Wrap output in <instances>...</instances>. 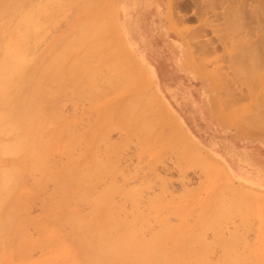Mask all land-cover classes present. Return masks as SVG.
<instances>
[{"label":"rangeland","instance_id":"rangeland-1","mask_svg":"<svg viewBox=\"0 0 264 264\" xmlns=\"http://www.w3.org/2000/svg\"><path fill=\"white\" fill-rule=\"evenodd\" d=\"M39 1L41 0H31V1L0 0V5L3 4L1 5V7L7 6L8 9L10 8L9 11L6 10L7 7L6 9L3 8L4 10L0 7L1 8L0 14L1 15L3 14L5 18L3 20V18H1L3 17V15L2 16L0 15L1 16L0 20H2V22L0 21V25H2V23L5 24L6 22H10L5 25L3 24V26L8 25L6 28L0 27V29H3L0 31L1 32L0 44L2 48V50L0 48V51L2 52L5 51L4 54L2 53L3 57L7 56V58L4 57L2 59L5 61H0V62L4 63L7 61L8 63V61H11V58L13 56L10 57V55L8 56L5 54L7 53L10 54V52H12V51L9 52V50H7L6 48L8 45H13L15 48L14 50H16L17 47H21V48L24 47L22 49H24L26 52L21 48L19 49H21L22 51L18 49L19 52L20 51L25 52L24 55L26 57H24V55L20 53L22 55L21 57L25 58L22 61L25 60L28 61V59L33 60L36 58L35 60H33V62L31 60L28 63H26V61L24 63L22 62V65H25L26 63L27 65L25 66L28 67H25L24 69L22 68L21 70L20 69L21 65L20 67L18 66L21 63L20 60L21 58H19L20 57L19 55L15 54L18 52L17 51L15 52L13 50L15 53L12 54H15V56L16 57L18 56L19 58L18 62L19 61L20 62L17 63L18 64L17 66L20 69V71H25L26 69H28V71H32L34 68L36 69L38 67L37 61H38V65L41 64L40 65L41 68H38L36 70L34 69L35 72L33 70L34 72V73L32 72L33 75H31V72H29L31 77L28 76L29 77L28 78L27 75L29 73L27 72V70L26 72L23 73L21 72L22 74L19 75L22 77H19L18 75L19 70L17 66L15 67L16 68L15 71L14 70L8 71L10 67L15 66V64H12L13 61H11L10 62L11 65L9 64L10 67L5 65L4 66L5 68H7L8 74L9 73L15 74L14 72L17 71L16 72L17 76L16 75L15 76L17 78L19 77V79L16 80L17 78L16 77L14 78L13 75L10 74L14 78L11 80L12 83L9 82V79L7 80V83H5L6 80L5 82L3 80L6 78V76L2 74L6 73L7 75V71L6 69L4 70V66H3L2 68L4 72H1L3 71L2 69L0 70V72L3 78L4 77L5 78L0 81L7 84L6 85L7 87H10V89L7 88L8 89L7 92L9 91L11 95L7 93L9 95L6 96L7 98L10 97V99H12V96H15V99L20 100L21 95H23L25 91H27L25 92V94L27 95L29 91L31 92L33 90L32 86L38 89L40 83H43L41 81V77H43L42 75L44 74L43 72L49 69V67L47 68V66L44 65H47L48 63L49 64L53 63L52 67L48 64V66H50L52 69L55 68L57 65L59 67L61 65L65 66V67L63 66L65 69L60 68L59 70L61 71L62 69V72H65L62 75V77L60 76L62 72L58 71L59 68L57 70L55 68V70L58 72H56L55 70H51V68L50 71L47 70V72L49 71L54 73L53 75L52 73L49 74L45 72L44 75L45 76L46 74L48 75L46 77H43L48 81H53V86L52 84H50V87L49 84H46V86L42 85V87L44 86L43 87L44 90L45 87L46 88L48 87V89H46L47 92L49 91V94L46 93L48 97L46 94L43 95V89H41L42 90L40 92L41 98L39 97L40 94H38L36 101L31 100L32 103L33 101L34 103H37L36 106L39 103L38 109L39 107L44 108L42 110L43 111L48 110L49 115H51V116L48 115L49 122H47L48 120L47 115H45L44 113L41 114V119H38V122H40L41 125L43 124L42 126L44 129L42 128V126H40V128L43 130H40V132L38 133H41V131L42 133L45 132L47 135H48L47 132L52 133V135L51 133H49L50 136L48 135V138L50 137V139L53 137L51 140H49L47 136L45 137L46 135L45 133L44 135L41 133V135L45 138V140L48 139L49 142L56 140L55 142H53V146H52V142H50V144L49 142L47 143L50 148L52 146L51 149L52 152L51 150H48L47 153L50 154L51 152L53 157L56 156L57 158L56 157L53 158L52 155H49L47 161H49V159L51 158L53 160L50 159L48 163L52 164L53 167L55 166L54 164L56 163L58 165L56 164L57 169L56 166L54 168L55 170L54 174L55 173L56 174H55V178L53 179L55 181L53 179H49V181L48 179L47 180L45 179L46 180L45 182L44 178L43 177L41 178L42 175L40 174L39 170L37 172L36 170H33L32 173L29 170L30 171L29 172L27 169L30 167H28L29 165L26 164H30V163L26 162V160H24L25 161L24 163L22 162V160L21 161L19 160L18 162L19 165L21 167L25 166L24 167L25 172H23L20 175L21 182L16 187L17 188L16 192H18L17 197L19 196L18 197L19 200L15 199V201L16 202L20 201L18 202L20 204L18 205L17 203L15 205L17 207V210H19L18 214H20V212L22 211L21 214L23 215L21 216L20 214L21 217L19 216V218H21L22 220L19 219L18 221L20 223L22 221L23 224L21 223L22 224L21 226L22 228L24 227L23 230H21L22 229L21 226L20 225H19L20 227L18 226L21 232L24 233V234L19 233V235H21V238L20 237L18 238L20 239L19 242H21L22 239L21 245L22 247L24 246L23 247L24 252L26 250L27 254L29 253L31 255L28 254V256H25L26 255L25 252L24 253L25 255L21 256L19 259L18 257L20 254L16 252L17 250V246H15L16 241L14 240L15 241L14 242L11 239V242H9L10 240H8L6 234L1 238L3 239L1 241L5 242L6 239L7 241L5 243L1 242L0 255H2V253L5 252L6 249H8L9 252L7 250V253L9 254V256L7 261H5L3 264H17L18 262H19L18 264H41V263L67 264L68 262H69L68 264H74L75 263L74 261L80 262L79 259L81 258V253L78 248L71 246H69L70 247L69 249L66 246L64 248H58V246L52 247V245H59V243H61L60 240L58 242L53 241V238L49 240L52 243H50L48 240L46 242L44 241V243H47L46 244L47 246H44V244L42 245L40 244L43 243L42 239L45 238L46 234L48 235L47 233L48 231H51V229L58 227V223H56L57 221L55 222V220L62 212L60 211L62 206L60 205L61 208L59 207L58 202L60 200L58 199L59 201L56 202L57 200L56 198L61 199L63 195H65V192L67 193L68 191L72 190L71 188L69 190L68 189L69 187L67 186L69 182L72 183L74 181V178H79L78 176H81L80 174H82V170L83 171L85 170L83 168H86V170L89 171L87 172L88 175L87 173L86 175L83 173L86 179L91 177L90 179H88V181L85 179L86 187H88V185H91V188L92 187L93 188L92 190H88L90 192L88 191L86 192L87 188H81L82 190L76 188L77 190L76 189L74 191L72 190L73 193L74 192L76 193L79 190L76 193V194L79 193L78 195L72 194V191L68 192V194L71 193V197L73 198V199L71 198L72 200L70 201L71 203L70 206L71 208H74V210L78 209L82 213L90 212V209L93 207V205L92 203H90L91 201L89 202V200L86 201L85 199H87V196H89L91 193L93 195L94 191L96 194L97 190L100 191L102 189L100 191L101 193L98 192L97 194L100 197H104L105 195L107 196V199L105 200L106 202L101 201L102 204L105 203L104 205H108V208L110 207L109 210L113 209L112 213L114 211V215L118 219L122 220L123 217L120 216L123 215L124 220H126L128 218L126 217L125 219V216H128L130 221L126 220L127 223H129L130 226L132 224V228L136 224L135 227L133 228V231L134 229L137 230L138 227L137 224L138 221H140L141 223H139V226L145 223L142 229L146 227L142 230L143 233L141 234L145 233V235H147V233H149L148 230L150 229H152L151 230L152 232L150 233L151 234L153 233L152 235L154 237L159 236L161 234L164 235V233L166 235L169 232V234H167L166 237L165 235L163 236L166 238L165 241H163L165 238H163L162 235L160 237H157L156 238L157 240L155 239L153 240L155 242V241H159L160 239V241L156 243V244L160 243V245H162V243H167L164 244L163 246L169 244L172 245L173 242L175 246L177 242L176 247H172L173 245L171 246V248L169 246H166L167 251L169 252L172 251L171 254L179 250L182 255L184 252L189 250L188 251L189 253L186 252L182 255L184 258L180 255L181 258H183L182 260L189 258V256L192 253L191 251L194 250L192 248V246L194 245V247L196 248L198 246L197 249H199V247L201 249L202 247L208 246L202 248L201 250L200 249L196 250L194 252L196 254V257L198 258V259L196 258L197 264L200 262L204 263L203 261L205 260L207 262L208 259L212 260V262L215 259L213 262L215 264L218 259L221 263V261H223L222 259H225L226 256L227 258L236 256L237 259L238 258L241 259L240 261H242V263L244 261L248 262V260H246L245 257H247V259L251 258V261L254 262V264L257 263L260 264L262 260L264 261L263 258L264 243L261 244L262 242H264L262 241L264 240L263 239L264 238L263 236L264 235V230H263L264 229V193L256 189V188L264 189V173L262 172L263 170L261 168L256 169L254 173L249 170L248 171L243 170L244 166L247 163L246 160H243L244 159L243 154L245 153L256 154L261 156L264 163V113H263L264 107L262 105L264 103L263 102L262 104L261 102L259 103V98H258L260 93L264 94L263 91L264 85L262 86V84H264V77L263 79L260 77L258 84L256 83V81L254 83L253 82L251 83V81L250 82L247 81L248 82L247 84V82L243 80L242 78L243 76L242 77L240 76L241 74L239 75V73H235L236 67H234L235 65H237L235 64L236 63L235 55L238 52L237 50H239L240 52L243 51L242 53L252 52L250 51L251 49L248 48L250 45L247 47L249 43H247L246 41L253 40L252 42L255 43L253 45L254 47L251 45L253 48L252 55L254 56L255 61H257L256 56H258V54L260 53L259 57H261L260 56L262 55L261 51H264L262 50L264 49V45H263L264 41H262L261 43L258 41L260 40V38L258 37L262 35L261 33H264L261 32L264 30V23H263L264 14H262L264 13V3H263L264 1L261 2L263 3L262 5L261 3H257V1L246 0L244 4L245 7L243 6V8H245L244 10H246L244 11L245 18L243 19L245 20L243 21L244 22L248 21L250 25L244 24L245 25L244 26L245 28L243 30L244 32L241 33H240L241 31L240 29L238 31L239 33L236 32L238 28H236L237 30H235V27H232L231 29H228L229 26L225 27L226 19H224L222 15V12L225 10L222 9V7L224 8V2L223 4L214 3L213 5L212 4L207 5V2L208 4H210L211 0L210 1L208 0H53V1L43 0L44 4L42 3V1L41 2ZM48 1L50 3L49 6H51L50 8L52 9L50 12H52L53 15V18H51L53 22H50L51 20H49L48 22L47 20V18L50 19V17L52 16L51 14H49L50 12L47 15L49 9L46 8L48 6V4L46 3ZM29 2H31L32 4L28 5ZM253 2L256 4L254 5ZM211 3L213 2L211 1ZM232 3L236 5L235 3L237 2L235 3L231 2V4L229 3V5H232ZM226 4L228 3L225 2V8H226ZM16 6L18 7L20 6V8ZM209 6H212L214 9ZM36 7L37 9H35ZM11 8L14 10L13 11L14 14L11 13ZM21 8H23L22 11ZM259 8H261L260 10L262 12L259 10ZM15 9L20 10L23 13L22 15L23 17L25 16L24 14H27V12H30L31 14L34 13L35 16H33V19L31 18L29 20L34 23V25L33 23L31 24L35 27L31 26L29 20H26L28 16H26V19L20 17L21 20L24 21V23H26V21L29 22L27 27L26 24H24L21 21H20L21 23L17 24L19 26L17 27L16 25L17 20L13 18L17 17V19H19V16L22 13L20 14L19 11L18 14V11H15ZM251 9L252 10L257 9V11L256 10L255 11L256 14L258 15H256L254 11H252ZM249 11L250 12L252 11L251 13H254L252 14L253 17L254 15H256L254 19L257 16L259 18L257 17L255 20H253L252 16L250 18L251 13ZM258 11L259 13H257ZM247 13H249L250 15ZM9 14L11 15L10 17ZM31 14H27V15H29L30 17L32 16ZM36 15H38L37 22H35L34 20ZM42 15L45 18V19L43 18L44 21L42 20L41 17ZM46 15L47 16L51 15V16L46 18ZM9 18L11 20H8ZM206 19L209 22H207ZM221 19L222 20L224 19V21H222ZM257 19H259L258 21L259 23L257 22ZM256 22L258 25L256 24ZM12 23L16 25L18 31L15 30L16 28ZM36 23H38L40 26H38ZM29 26L30 28H28ZM216 26L221 31L217 30ZM32 28L33 29L36 28L34 29L35 32L34 30H31ZM262 28L263 30H261ZM5 29L6 32L4 31ZM8 29L10 30L9 32L7 31ZM26 29L27 31H29L30 34L27 33V31H25ZM11 30L15 34L14 33L12 34ZM228 30H231L230 32H232L229 33L230 37L227 34H226L227 37L225 35V33H228ZM250 30L254 32V35H251L249 33L251 32ZM257 30L259 33L256 32ZM23 31L26 32V34L28 35L27 37V35L24 34V36H26L25 40H23L24 39ZM219 32H222L223 35ZM16 33L20 35H17ZM233 33L235 34L234 36H232ZM245 33H248L249 36H247V34ZM6 34L7 36H11V37L13 35V37L7 38ZM35 34H36V38H35ZM255 34L257 35V38L255 37L256 36ZM3 35H5V37ZM18 36L23 37V38L21 37L22 41H18L21 40L20 37ZM243 36L244 38L249 37V39L248 38L244 39L242 38ZM10 38H11V42L10 40H8ZM34 38L37 40H35ZM233 39L235 42L243 41V40L246 41H243L244 43L236 42L237 45L240 43L237 46L236 43H232L231 40ZM30 40L32 43L30 42ZM7 41H9L11 44ZM193 42H196L197 46L199 47L204 46V49L201 51H196L197 48L195 49L193 47ZM49 43H52L53 45ZM68 45L70 46V48L68 47ZM257 45L258 48L261 47V46L259 47V45H263V48L261 47L262 49L260 48L259 50L257 48ZM246 47L248 50L245 49ZM36 48L37 50H35ZM255 48L259 50L256 51V53L258 52V54L254 53ZM48 50L50 51L51 55L49 54ZM46 51H48V53ZM232 51L235 52V55L231 54L233 53ZM43 53L45 54L43 55ZM26 54L28 55V57ZM30 54L32 55L29 56ZM41 54L43 58L41 57ZM52 55H53V59H52ZM45 56H49V57L45 58ZM238 57L241 58L242 56H238ZM244 58L246 57L244 56ZM44 59L45 60L48 59L46 60L47 63L45 61L43 62ZM49 59L52 60V63H50L51 60L49 61ZM241 60L243 59L241 58ZM244 61L246 60L244 59ZM262 61H264V59L263 60L261 59L262 65L259 62L260 63L259 68L260 66L261 67L263 66L262 68L258 69V65H256L257 69L255 67L256 76H258L257 75L258 70H259L258 73L259 76L261 74H264L263 72L264 62ZM14 62L16 63L17 61L14 60ZM78 66L79 68L77 69L76 67ZM15 68L12 67V69ZM42 68L43 70L41 73V70L39 69ZM73 68H75V70ZM24 73L26 74L28 73L26 75V78L24 76ZM38 74L41 75V77L37 76ZM10 75H8V77L12 78ZM22 78L24 84L20 82ZM14 80H16L15 81L16 83L14 82ZM260 81H262V83ZM20 83L22 86L19 85ZM10 84H13L14 87L13 89L15 90L12 89ZM249 84L251 85V87ZM253 85L255 86V88L259 89V91L257 89H256L257 91L255 90L256 93L255 91H253L254 88ZM21 88L23 90L25 89L27 90H25L22 94L23 90ZM11 89L14 91L13 95ZM51 89L53 92L51 91ZM30 92L29 95L32 96ZM257 93H258V97L256 96ZM51 95L53 97H51ZM49 97H51V99ZM256 98L258 99V103L261 104V106H259V104L257 103ZM41 99L44 101H42ZM37 100H39V102ZM254 101L256 102V105L254 104ZM51 102L53 106L50 104ZM3 103L4 102L0 103V109L1 107L4 106V105L1 106V104ZM48 105L50 106V108L52 107V109H50ZM236 106L237 109L232 110L236 108ZM41 108L39 110H41ZM229 108L231 110H229ZM140 114L142 115L141 117H143L144 115L145 119L144 117L141 118ZM43 115H45L47 118H45ZM54 115L55 116L57 115L56 119H58V121L54 118ZM58 116H61L60 119ZM133 117L135 118V120H133L134 119ZM102 118L104 120H102ZM136 120L139 122V124ZM51 121L54 122V124L52 123L50 125L49 123ZM147 121L150 123V125ZM142 123L143 125H145L144 127ZM140 125L143 127V129ZM131 127L132 128L134 127L133 129L134 131L136 130V127H138L136 130V134H137L136 137L138 135L139 136L137 138H135V133ZM66 129H68V131H66ZM145 131H147L146 133L148 134H146ZM3 132L5 131L3 130ZM3 132L0 131V133H2L0 134V140H4L5 138L7 139L8 135L9 136L12 135L11 139L13 138V134H12L14 133L13 131H11L8 134L5 133L6 135H3L4 134ZM71 132L73 134L70 135ZM94 132H96L95 134L97 135L95 134L91 135ZM138 132H140V134ZM129 133L130 134L132 133L133 135L132 134L130 135ZM68 135L70 137H68ZM42 136H40V138ZM66 136L69 138L66 139L68 140L67 141L68 143L70 142L69 144L67 142L64 143V141H66L65 140ZM91 136L93 137V139ZM11 139H9V141H11ZM42 139L43 138H41V140ZM2 142L3 141H1V143ZM1 143H0V147L4 148L3 145H1ZM27 145L25 144L26 148L23 147L24 145L22 146L23 148L26 149V151H27ZM48 146L46 145L47 147L46 149H48ZM57 146L62 147L60 152L56 151ZM4 151L3 153H5ZM21 152L23 153L24 151L20 150L15 154L10 152L8 153L9 156L6 155L7 152L5 154L0 153L1 154L0 166L2 165L6 166V164L7 165L9 164L8 167H11L10 163L12 165L13 162H9V160L13 161L14 158L19 159L22 156L20 154ZM13 154L14 157L12 158ZM18 155L20 157H18ZM247 157L245 156V158L248 160ZM81 158L82 160H80ZM54 159L56 160V162ZM84 160L85 161L87 160L86 163ZM67 161L68 163H70L69 161L72 162L70 164L68 163L65 164V162ZM73 161H75V163H73ZM80 166H82L81 171L79 170ZM2 167L5 168L4 166ZM112 167H114L113 170ZM92 168L94 170H92ZM26 171L28 172L26 173ZM111 172L112 174H110ZM30 173L31 175L28 176L26 175ZM23 174L25 176H23ZM32 174L33 175L36 174L40 176H36V175L33 176ZM26 176L30 180H28ZM24 180L26 181V183ZM39 180L41 181L44 180L43 184L45 185L42 186L41 185L42 183H40L41 181L39 182ZM90 181L93 185L90 183ZM54 182L56 185L54 184ZM105 182H107L106 185ZM33 183L34 184L39 183L40 186L38 184L35 186L33 185ZM60 184L65 185V187L67 188L63 189V187ZM58 185L59 187H57ZM19 187L20 189H18ZM51 187L55 190V194L54 192H52L54 190L51 189ZM57 189L58 190L60 189L61 191L60 190L58 191ZM103 190L106 193L102 192ZM45 191L47 194L45 193ZM24 192L26 195L25 194L23 195ZM51 192L56 196V198H54L55 203H57L56 207H54L55 209H52L53 208L52 206L55 204L52 203L54 200L52 197H51L52 205L48 203L49 202L48 199L49 200L51 199L48 197V195L53 196ZM61 192L64 193L62 195H59L61 194ZM83 192L85 196L87 194L88 195L86 196L84 201L81 202L84 196H80V198L82 197L81 200L78 197L79 195H84V194H80ZM75 196L79 200L76 198L75 200L74 199ZM41 197H43L44 200L41 201V199H43ZM92 197H96V196H92ZM148 198L150 200L152 199L151 201H149L150 204L147 203ZM88 199H90V197ZM96 199H100V198H96ZM73 200L74 202H72ZM39 201L42 203H40ZM132 201H135L134 205L135 204L136 205L134 207H130V205H133ZM83 202L84 204L86 203V205L88 204L90 205L84 206ZM44 203L46 206L48 203L49 208L48 207L46 208V206L43 205ZM79 203L81 204V207L78 206L80 205ZM24 205H26L28 209ZM111 205H112V209H111ZM19 206L21 208L24 207L25 210L18 208ZM147 206L149 207V209L147 208L148 210L145 208ZM57 207L60 209H57ZM85 208L88 209L90 208V209L89 211H87V209ZM118 208H122V210L120 209L119 211ZM139 208L141 210L137 211ZM46 209L47 211H49L50 209L51 211L54 210L55 212H53L52 214L51 211L46 213L47 212ZM129 209L132 213H135L134 210L137 209L136 214H131L130 212L127 215H125ZM218 209L220 211L222 210L224 214L222 213V211L221 213L223 215L221 213L218 214L216 212V211L220 212ZM137 212H140V214H138ZM147 212L149 213L148 216L150 220V221L148 220V222H150L151 225L147 224L148 222L146 221V218L148 219V217L145 216L147 215ZM23 213H28V214L25 215ZM216 213L218 215H216ZM137 214L139 216H137ZM141 214H143V217H141L142 216ZM133 215H135V217ZM47 216L48 218H46ZM50 216L52 219L54 216L55 220H51V218H49ZM132 216L134 217L133 220L132 218H130ZM140 217L143 220H140ZM136 218H138L139 220L137 221ZM213 218L215 224L217 225L213 223ZM160 220H162V222ZM200 220L203 221L201 222ZM209 220L211 222H208ZM216 220L218 221L216 222ZM163 221H164V226H163ZM199 221L201 222V225H198ZM207 222L209 223V225L207 224ZM167 224L169 225L170 228L172 227L173 231L169 229V227H166L168 229V231H166L165 226H168ZM170 224H173L175 228L173 227V225ZM35 226L36 228H34ZM38 226H40V228H38ZM196 226L197 228L202 226L203 230L202 228H200V230L197 229L199 232L195 233ZM158 227L165 229L162 230L163 233L161 232L160 234V232H158L161 231V229L159 230ZM177 227L181 229L180 231L183 232L185 231V233H181L179 229L177 230ZM154 228L158 229V231L157 230L154 231L155 230ZM191 228L194 230H192ZM217 228L220 231V233L217 230ZM61 229L63 228L62 227L59 228L60 232L62 231ZM261 229L263 230V232ZM214 230H215V235L218 234V237L217 236L213 237L215 236L213 235ZM64 231L67 234V231L66 230ZM190 231H194L196 237L197 235H200V232L202 231L201 234L203 233V235H200L198 237L202 238V236H204L205 240H203L204 238L202 239L200 238L202 241L201 242L198 237L195 238V234L191 235L192 232ZM136 232L138 235L140 233V230L139 232L138 231ZM237 232L241 234L244 233L243 235L246 238H243V235H239V233L237 235ZM56 233H58V231ZM232 233L233 235H235L236 238L242 236V238L246 239L247 241L244 242L242 238H241L242 240L241 239L239 240L238 238L236 239L232 235ZM182 234L186 235V236L183 235V237L185 236L184 238L186 239L189 235L192 236L191 238H193L192 239L193 242L189 241V239H191L190 237H188V240L181 239L182 240L181 241L180 238L182 236L180 235ZM17 235L18 232L15 236ZM24 235L28 237H24ZM145 235L141 236L139 234L138 236L146 237L144 240L146 239L149 240L148 239L149 236L147 237ZM152 235H150V237ZM220 235L222 236L223 239H221ZM169 236L170 239L168 238ZM223 236H225L226 240L224 239ZM230 236L231 239H234L232 240L233 242L229 241L231 239L229 240L227 239L230 238ZM173 237L177 238L178 241L173 240L175 239ZM161 238H163V240H161ZM23 239H25V241ZM61 239L64 238L61 236ZM168 239L169 241H167ZM197 239L200 242H198ZM216 240L218 241V243H216L217 242ZM223 240H225L226 243L225 241L223 242ZM64 241L65 242L68 241L67 243H71L68 239L67 240L65 239ZM183 241L185 244H187V242L189 241L191 243L188 242L189 243L188 245L189 246L191 244L192 245L188 247L187 245L185 244L182 245L181 243L180 246L183 247H180L178 242H183ZM210 241H212L214 244ZM221 241L224 244H222ZM237 241L238 244L239 242L242 241L241 245L237 246L236 244ZM7 242L8 245L6 244ZM13 242L15 245L13 244ZM19 242L17 244L19 245L20 248ZM34 242L35 243L39 242V243L35 244ZM48 242L52 245L50 246L49 244L48 246ZM203 242L204 244L207 242L205 246H203L204 245ZM208 242L210 244H208ZM196 243L198 244L197 246ZM200 243H202L203 245ZM219 243L221 244V246ZM233 243L235 244V246H237L236 250L234 248L235 246ZM9 244L10 245L12 244L14 246L13 247L9 246ZM229 244H231L232 246ZM243 244L245 246L247 245L246 248L244 247ZM258 244L261 245L260 246L261 249H258L259 248ZM37 246L38 247L41 246L42 249L41 247L36 248ZM185 246L187 247V250H184V248L186 249ZM224 246L227 248V250L225 249ZM239 246L242 247L241 248L242 250L239 248ZM251 246L254 247L252 248ZM223 247H224L223 252H221L222 251L221 248ZM23 248H21V250ZM179 248H182L183 251H181ZM230 248L231 250L232 249L234 250L231 251ZM12 249L14 251H12ZM248 249L251 254L249 253L250 255L248 254L244 255V253L249 252ZM256 249L258 252L256 251ZM228 250L230 251V253ZM237 250L239 253L237 252ZM179 251H178V255L177 253H174L172 256L174 258H176L177 256H178L177 258H180ZM199 251H201L200 254ZM13 252L14 254H12ZM74 252L75 254L71 255V253ZM231 252H233L234 255L232 254L231 256L230 255ZM187 253L190 255H188ZM194 253L192 254L193 258L191 255V259H195ZM237 253L239 254L238 257L237 255H235ZM252 253L253 254L255 253L253 255V258H252ZM201 254L203 258L201 257ZM242 254L244 255V257H242L243 256ZM257 254L260 257L263 256L262 258L258 257L262 260L257 258L256 256ZM12 255L14 256V259L12 258ZM219 255L220 256L226 255V256L224 258L221 257L220 260ZM58 256L59 257L61 256L60 258L62 257L63 258L60 259ZM26 257L28 259H26ZM54 257L55 259L53 260L55 262L58 261L57 263H55L54 261L51 262L52 260L50 259ZM70 257H72V260L70 259ZM241 257L243 258V260ZM58 258L60 260H63L64 262L63 261L59 262ZM64 258L67 260H65ZM255 258H257L258 260L256 261ZM219 261L217 262V264H219ZM247 262H244V264H246ZM252 262L250 264H252ZM101 264H106V263L102 262Z\"/></svg>","mask_w":264,"mask_h":264},{"label":"bare ground","instance_id":"bare-ground-1","mask_svg":"<svg viewBox=\"0 0 264 264\" xmlns=\"http://www.w3.org/2000/svg\"><path fill=\"white\" fill-rule=\"evenodd\" d=\"M28 1H31V0H28ZM42 1V3H43V0H41ZM41 1H39V2H41ZM51 1H53V0H51ZM208 1H210V0H208ZM211 1L213 2V3H211ZM210 1V4H208V2H207V5H213L214 3H222L223 4V2H224V8L222 7V9H225L223 12H222V15H223V17H224V19H226L225 21V27H228V29H231L232 27H235V30H237L236 28H238V30L236 31V32H238L239 31V29L241 30L240 31V33L241 32H244L243 30H244V24H249L248 23V21L247 22H244L243 20H245V19H243V18H245V16H244V11H246V10H244L245 8H243V6L245 7V2H246V0H211ZM253 1H257V3H261V2H263L264 0H253ZM38 2V1H37ZM46 2V1H45ZM225 2L226 3H228V4H226V8H225ZM231 2H237V3H235L236 5H234L233 3H232V5H229V3L231 4ZM254 3V2H253ZM264 3V2H263ZM263 3H261L262 5H263ZM4 4H5V2H4ZM30 4H32L31 2H29V4L28 5H30ZM34 4V3H33ZM44 4V3H43ZM46 4H48V6L46 7L47 9H49V11L47 12V15H48V13L52 10L50 7L51 6H49V1L46 3ZM251 4H252V2H251ZM256 3H254V5H255ZM1 5H3V4H1ZM1 5H0V7H1ZM8 5V4H7ZM221 5V4H220ZM253 5V6H254ZM260 5V4H259ZM5 6V5H4ZM223 6V5H222ZM252 6V5H251ZM257 6V5H256ZM261 6V5H260ZM259 6V7H260ZM7 7V6H6ZM6 7H1L2 9L3 8H5L6 9ZM9 7H10V4H9ZM14 7V6H13ZM16 7H18V6H16ZM23 7V6H22ZM209 7H211V8H213L212 6H209ZM208 7V8H209ZM255 7V6H254ZM0 8V9H1ZM15 8V7H14ZM18 8H20V6L18 7ZM202 8V7H201ZM205 8H206V6H205ZM207 8V9H208ZM262 8V7H261ZM261 8H259V10L261 9ZM10 9V8H9ZM8 9V7H7V9L6 10H9ZM22 9L23 8H21V11H22ZM35 9H37V7L35 8ZM214 9V8H213ZM257 9H258V7H257ZM257 9H255L256 11H257ZM4 10V9H3ZM24 10H26V9H24ZM252 10V9H251ZM254 9L252 10V11H254V13L256 14V11H255ZM10 11V10H9ZM8 11V12H9ZM13 9L11 8V13H13ZM15 11H18V14H19V11L20 10H18V9H15ZM20 11V14L22 13ZM40 11V10H39ZM43 11V10H42ZM251 11V12H252ZM261 11V10H260ZM25 12V11H24ZM41 12V11H40ZM199 12V11H198ZM205 12V11H204ZM250 12V11H249ZM250 12V13H251ZM262 12V11H261ZM17 13V12H16ZM15 13V14H16ZM33 13V12H32ZM215 13V12H214ZM254 13H251V15L249 14V13H247V14H249L250 15V18H251V16H252V14H254ZM257 13H259V11L257 12ZM14 14V13H13ZM27 14H31L30 12H27ZM27 14H24L25 16L23 17L22 15H23V13L19 16V19H17V17L16 18H13V19H16L17 20V23H16V25L18 24V23H21V22H23L24 23V21H22L21 20V18L23 17V18H25L26 19V16H28L27 17V19L26 20H29V19H33V16H35V14L33 15V14H31L32 16H30L29 17V15H27ZM43 14H44V12H43ZM49 14H51L52 15V12H50ZM262 14H264V13H262ZM1 15V14H0ZM3 15V14H2ZM1 15V16H2ZM8 15V14H7ZM46 15V18L47 17H50L51 15H49V16H47ZM256 15H258V14H256ZM256 15H254V17L256 16ZM260 15V14H259ZM0 16V17H1ZM11 15L9 14V17H10ZM16 16H18V15H16ZM37 16L38 15H36V19L34 18V20H35V22H37ZM217 16V15H216ZM248 16V15H247ZM21 17V18H20ZM42 17V20H43V18H44V16L42 15L41 16ZM254 17L252 16V18H253V20H255L254 19ZM1 18H3V20L5 19L4 18V15H3V17H1ZM6 18H7V16H6ZM38 18H40V17H38ZM51 18H53V15L50 17V19L49 18H47V20H48V22H49V20H51L50 22H53L52 21V19ZM222 18V17H221ZM259 18V17H258ZM45 19V18H44ZM224 19L222 20V21H224ZM8 20H11L10 18L8 19ZM18 20H19V22H18ZM25 20V21H26ZM207 20V19H206ZM220 20V21H221ZM228 20V21H227ZM1 22H2V20H0ZM7 21V20H6ZM21 21V22H20ZM30 21V20H29ZM39 21V20H38ZM44 21V20H43ZM242 21V22H241ZM251 21V20H250ZM259 21V19H257V22ZM207 22H209L208 20H207ZM253 22V21H252ZM251 22V23H252ZM257 22H256V24H257ZM7 23H10V22H6L5 24H7ZM28 21H26V23H24V24H26V27H27V25H28ZM31 23H33V22H31L30 21V24ZM41 23V22H40ZM259 23V22H258ZM264 23V22H263ZM3 24L4 23H2V25H0V27H3V28H6L7 26H3ZM4 24V25H5ZM13 24V23H12ZM24 24H23V27H24ZM38 26H40L38 23H36ZM42 24V23H41ZM228 24V25H227ZM261 24V23H260ZM9 25H11V24H9ZM14 25V24H13ZM16 25H14L15 26V28H16ZM33 25H34V23H33ZM32 24H31V26H33ZM221 25V24H220ZM227 25V26H226ZM250 25V24H249ZM258 25V24H257ZM237 26V27H236ZM248 26V25H247ZM262 26V25H261ZM17 27H19L18 25H17ZM21 27V26H20ZM25 27V28H26ZM33 27H35V26H33ZM263 27V26H262ZM10 28V27H9ZM14 28V27H13ZM12 28V29H13ZM14 28V29H15ZM28 28H30V26L28 27ZM39 28V27H38ZM216 28H217V30H219L218 29V27L216 26ZM243 28V29H242ZM11 29V28H10ZM18 28H16L15 30H17ZM24 29V28H23ZM34 29H36V28H34ZM33 28L31 29V30H34ZM227 29V28H226ZM246 29H247V27H246ZM1 30H3V29H0V31ZM29 30V29H28ZM216 30V29H215ZM255 30V29H254ZM261 30H263V28L261 29ZM5 32H6V29L4 30ZM8 32L10 31L9 29L7 30ZM12 31V30H11ZM18 31V30H17ZM19 31H20V28H19ZM21 31H22V29H21ZM25 31H27V29L25 30ZM219 31H221V30H219ZM231 30H228V33H225V35L227 34L228 36H229V33H232V32H230ZM232 31H233V29H232ZM247 31V30H246ZM251 31V30H250ZM260 31V30H259ZM33 32V31H32ZM34 32H35V30H34ZM33 32V33H34ZM235 32V33H236ZM252 32V33H251ZM251 32H249L251 35H254V32L253 31H251ZM256 32H258V30L256 31ZM261 32H264V30L263 31H261ZM1 33V32H0ZM12 34L14 33L13 31L11 32ZM17 33H19V32H17ZM16 33V34H17ZM27 33H29V31H27ZM219 33H221L222 34V32H219ZM239 33V32H238ZM237 33V34H238ZM259 33V32H258ZM257 33V34H258ZM15 34V33H14ZM24 34H26V32H24L23 31V36H24ZM30 34V33H29ZM245 34H247V36H249V34L248 33H245ZM262 35L261 36H259L258 38H260V40H258L260 43L262 42V41H264V33H261ZM10 35V34H9ZM17 35H20V34H17ZM16 35V36H17ZM27 35V34H26ZM223 35V34H222ZM227 35H226V37H227ZM235 34L233 33V35L232 36H234ZM244 35V34H243ZM256 35V34H255ZM4 37H5V35H3ZM2 36V37H3ZM245 36V35H244ZM244 36L242 37V38H244ZM1 37V38H2ZM6 37L7 38H9V37H11V36H7V34H6ZM12 37H13V35H12ZM11 37V38H12ZM18 37H20V39H21V37L22 36H18ZM25 37L26 36H24V39L23 40H25ZM27 37H28V35H27ZM225 37V36H224ZM230 37V36H229ZM228 37V38H229ZM256 38H257V35L255 36ZM11 38L10 39H8V40H10V42H11ZM16 38V37H15ZM23 38V37H22ZM35 38H36V34H35ZM34 38V39H35ZM246 38H248L249 39V37H245L244 39H246ZM29 39H30V36H29ZM33 39V38H32ZM47 39H48V37H47ZM227 39V38H226ZM236 39V38H235ZM1 40V39H0ZM3 40V39H2ZM7 40V39H6ZM15 40H17V39H15ZM35 40H37V39H35ZM34 40V41H35ZM240 40H242V39H240ZM251 40V39H250ZM257 40V39H256ZM13 41H14V39H13ZM18 41H22V39L21 40H18ZM27 41V40H26ZM33 41V40H32ZM232 41V43H236L235 41H234V39L233 40H231ZM243 41H246V40H243ZM243 41H238V42H240V43H244ZM253 40H251V41H246L247 43H249L248 45H247V47L249 48V49H251L250 51H252V52H248V53H242V52H240L239 50H235L237 53H236V55H235V52H233V53H231V54H234L235 56H236V59H235V64H237V65H235L234 67H236V72L235 73H239V75L243 78V80H245L246 82L248 81V82H250L251 81V83L253 82H255L256 81V83L258 84L259 83V79H260V77L263 79V77H264V74H261L260 76H259V70H258V73H257V75L258 76H256L255 74H256V69H257V66L256 65H258V69H260V68H262L261 66H260V68H259V65H260V63H261V59L263 60L264 59V55H263V52L264 51H261V53H262V55H260L261 57H259V54H258V52L256 53V51L259 49L260 50V48L262 47L263 48V45H259V47L260 48H258V45H257V48L258 49H254V53H256V54H258V56H256L257 57V61H255V58H254V56L252 55L253 54V48H252V46L255 44L254 42H252ZM7 42H9V41H7ZM9 42V43H10ZM16 42V41H15ZM30 42H31V40H30ZM237 42V43H238ZM251 42V43H250ZM8 43V44H9ZM32 43V42H31ZM45 43V42H44ZM230 43V42H229ZM237 43H236V45H237ZM239 43V44H240ZM11 44V43H10ZM12 44H13V42H12ZM48 44V43H47ZM49 44H52V43H49ZM238 44V45H239ZM257 44V43H256ZM31 45V44H30ZM34 45V44H33ZM44 45V44H43ZM53 45V44H52ZM51 45V46H52ZM237 45V46H238ZM242 45V44H241ZM245 45H246V43H245ZM252 45V46H251ZM244 46V45H243ZM16 47V46H15ZM33 47V46H32ZM68 47L70 48V46L68 45ZM193 47L196 49L197 48V50L196 51H201V50H203L204 49V46L203 47H199V46H197V44H196V42H193ZM230 47V46H229ZM228 47V48H229ZM232 47V46H231ZM247 47L245 48V49H247ZM251 47V48H250ZM254 47V46H253ZM256 47V46H255ZM0 48H1V44H0ZM19 48H21V47H17V49L16 50H14L15 48H14V46L13 45H8L7 46V50H9V52L10 51H12V52H10V54H5V55H10V57H14L15 56V54H17V55H19L20 57L19 58H21L20 60H21V63L18 65L17 63H19L18 62V60H19V58H18V56L16 57V58H18V59H16L15 57V59L13 58H11V61H13L14 62V60L15 61H17L16 63L14 62H12V64H15V66H12V67H16L17 65L20 67V65H21V67H20V69L22 70V68L24 69L25 67H28V66H25V65H27L26 63H28V62H30V60L28 59V61H26V63H25V65H22V62L24 63L25 61H22L23 59H25V58H23V57H21L22 55H24L25 54V50L24 49H22V48H24V47H22L21 49L22 50H24L23 52H21L22 50L21 49H19ZM27 48V47H26ZM50 48H53V47H50ZM236 48V47H235ZM238 48V47H237ZM261 48V49H262ZM18 49L19 50H21L20 52L18 51ZM29 49V48H28ZM34 49V48H33ZM227 49V48H226ZM1 50H2V48H1ZM16 52H18V53H15L14 51ZM35 50H37V48L35 49ZM39 50V49H38ZM53 50V49H52ZM248 50V49H247ZM258 50V51H259ZM262 50H264V49H262ZM49 51V50H48ZM48 51H46L47 53H48ZM1 53H0V61H5V60H2L4 57H6L7 58V56H2V53L4 54L5 53V51L4 52H2V51H0ZM33 52H34V50H33ZM204 52V51H203ZM12 53H15V54H12ZM20 53H22V55L20 54ZM29 53H30V50H29ZM37 53V52H36ZM45 53H43V55H44ZM49 54H50V51H49ZM48 54V55H49ZM52 54H53V51H52ZM27 55V54H26ZM32 54H30L29 56H31ZM51 55V54H50ZM238 56H242L241 58L243 59V60H241V58L240 57H238ZM244 56L246 57V58H244ZM24 57H26L25 55H24ZM27 57H28V55H27ZM41 57L43 58V56H42V54H41ZM46 57H49V56H45V58ZM258 57H259V59H258ZM5 58V59H6ZM9 58V57H8ZM30 58V57H29ZM261 58V59H260ZM36 59V58H35ZM35 59H33V60H35ZM52 59H53V55H52ZM244 59L246 60V61H244ZM33 60H31L32 62H33ZM41 60V59H40ZM46 60H48V59H46ZM46 60L44 59L43 60V62L45 61L46 62ZM51 59H49V61H50ZM232 60V59H231ZM258 60H260V61H258ZM11 61H8V63H7V61L6 62H4V63H2V62H0V70L2 69L3 70V66L5 65V66H8V67H10V62ZM48 61V62H49ZM246 62V63H245ZM257 62H258V64H257ZM260 62V63H259ZM262 62H264V61H262ZM35 63V62H34ZM47 63V62H46ZM50 63H52V60H51V62ZM10 64V65H9ZM32 64V63H31ZM40 64V63H39ZM49 64V63H48ZM48 64L47 65H44V66H47V68L49 67V69H47V70H49L50 71V68L53 66V63L52 64H49L50 66H48ZM233 64V63H232ZM41 65V64H40ZM40 65H38V61H37V68L36 69H38V68H41V66ZM261 65H262V63H261ZM5 66H4V70L6 69V71H7V68H5ZM18 66H17V68H18ZM24 66V67H23ZM31 66V65H30ZM33 66V65H32ZM35 66V65H34ZM58 66V65H57ZM55 67L56 68V70L58 69V71L60 70V68H64L62 65L59 67ZM12 67H10L9 68V70L8 71H10V70H16V68L15 69H12ZM255 67H256V69H255ZM46 68V67H45ZM55 68H51V70H55ZM77 69L79 68V66L78 67H76ZM233 68V67H232ZM20 69L18 68V75L19 74H22L23 72H26V70H27V72L29 73V72H31V75H33L32 74V72H33V70L35 69H33L32 71H28V69H26L25 71H20ZM35 69V70H36ZM62 69H61V71H59V72H62ZM65 69V68H64ZM74 70H75V68H73ZM76 69V70H77ZM234 69V68H233ZM4 70L3 71H1V72H4ZM35 70H34V72H35ZM39 70H41V73H42V70H43V68L42 69H39ZM47 70H45L43 73L45 74V72L46 73H52L53 75H54V73L53 72H47ZM55 70V71H56ZM69 70V69H68ZM261 70H263V69H261ZM5 71V72H6ZM8 71H7V75H6V73H3L2 75H4V76H6V78L8 77V75H10V74H12V73H9L8 74ZM38 71V70H37ZM58 71H56V72H58ZM64 71V70H63ZM67 71V70H66ZM233 71H235V70H233ZM1 72H0V80H2V79H4L3 78V76L1 75ZM11 72H13V71H11ZM17 72V71H16ZM16 72H14L15 74H12L13 75V77L15 78L16 76H17V74H16ZM20 72V73H19ZM22 72V73H21ZM33 72V73H34ZM255 72V73H254ZM264 72V71H263ZM27 73V74H28ZM38 73V72H37ZM40 73V74H41ZM65 72H62V74L60 75L61 77H62V75L64 74ZM234 73V74H235ZM26 73H24V76H25V78H26V75H27ZM42 75L43 77H46L48 74H46V76L45 75ZM51 74V75H52ZM57 74H59V73H57ZM16 75V76H15ZM36 75V74H35ZM51 75H49V76H51ZM238 75V76H239ZM11 76V75H10ZM23 76V77H24ZM28 76H30V73L27 75V77ZM37 76H40L41 77V75H37ZM37 76H36V78H37ZM56 76V75H55ZM59 76V75H58ZM59 76V77H60ZM12 77V76H11ZM10 78V77H8L7 79L5 78L3 81L5 82V80H6V82L5 83H7V80L9 79V82L10 83H12L11 82V80L12 79H14V78ZM19 77H22V76H20L19 75ZM19 77L16 79V80H18L19 79ZM31 77V76H30ZM35 77V76H34ZM43 77H41V81L43 82V83H40V85L38 86V89L36 88V87H34V86H32V91L30 92L31 94H32V96H30L29 95V92H28V94L26 95L25 94V92H27V91H25V90H27V89H25V90H23L22 88V94H23V92H24V94L23 95H21V97H20V100H18V99H15V96H12V99H10V97L9 98H7L6 96H9L7 93H9V91L7 92V90L8 89H10V87H7L6 85L7 84H5L4 82H1V84H0V103L1 102H4L3 104H1V106L2 105H4L3 107H1V109H0V131L1 132H3V130L5 131V132H3L4 134L3 135H6V134H8V133H10L11 131H13L14 133H12L13 134V138L11 139V136L12 135H8V137H10V138H8L7 136V139L4 141V140H0V143H1V141H3L2 143H1V145H3V147L4 148H1L0 147V149H1V154H5L6 152V155H8V153H10V152H12V153H17V152H19L20 150H22V151H24L23 153L21 152L20 154L22 155L21 157L18 155V157H20L19 159H13V161L12 160H9V162H13L12 163V165H11V163H10V166L11 167H8L9 166V164L7 165L6 164V166L8 167H6L5 165H2V166H4L5 168H3L2 166H0V245H1V242H4V241H1V240H3V239H1L4 235H6L7 234V237H8V240H10L9 242H11V239H12V241H14L15 243H16V245L14 244V242H13V244L15 245V246H17V250H16V252H18L20 255H19V259H20V257L21 256H23V255H25V256H28V254H27V252H26V250H25V252H24V246L22 247V245H21V242H22V239H21V242H19V238L18 237H20L21 238V235H19V233L21 234L22 232H21V230H23V228H22V221H21V223L18 221L19 219H21V218H19V216H20V214H21V212H20V214H18V211L19 210H17V207H16V205L15 204H17L18 202H20V201H18V202H16L15 201V199L17 200H19V196L17 197V194H18V192H16V187L20 184V182H21V174L23 173V172H25V169H24V167L22 168L20 165H19V160L21 161L22 160V162L24 163L25 161L24 160H26V162H29L30 164H26V165H29L28 167H30V168H26L28 171L30 170L31 171V173H32V171L33 170H36V172L39 170V172H40V174L42 175L41 176V178L43 177L44 178V180L46 179H48V181H49V179H53V178H55V174H54V168H55V166H56V164H54L55 166L53 167V165L52 164H49L48 162L50 161V159H49V161H47V158H48V156L49 155H52L51 154V152H52V146H53V142H55V141H50V142H52V146H51V148L48 146V142H49V140H51L50 139V137L48 138V135H49V133H51V132H47L48 133V135L45 133V132H43L42 133V131H41V133L44 135V133L46 134L45 135V137L47 136V138L49 139H47V140H45V138L41 135V133H38V132H40V130H43L44 128H43V124L41 125L40 124V122H38V119H41V114H45V115H47V117H48V115H49V112H48V110L46 111V113H45V111H43L42 109H44V108H41V107H39V109L41 108V110H39L38 109V106H39V103H38V105L36 106V104L37 103H34V101H36V98H37V96H38V94H40V92L42 91L41 89H43V95H45L46 93H48L49 94V91L47 92L46 91V89H48V87L46 88L45 87V90H44V86L42 87V85H45L46 86V84H49V87H50V84H52V86H53V81H48V80H46L45 78H43ZM259 77V78H258ZM29 78V77H28ZM35 78V79H36ZM258 79V80H257ZM261 79V80H262ZM16 80H14V82L16 81ZM22 80V81H21ZM20 80V82L21 83H23V78ZM248 82H247V84H248ZM261 83H262V81H260ZM3 83V84H2ZM16 83V82H15ZM21 83L19 84V85H21ZM260 83V84H261ZM24 84V83H23ZM257 84H254V85H257ZM11 85V87H12V89L14 88L13 87V84H10ZM250 85V84H249ZM253 85V87L255 88V86ZM264 84H262V86H263ZM8 86H9V84H8ZM22 86V85H21ZM24 86V85H23ZM48 86V85H47ZM250 87H251V85H250ZM256 87H258V86H256ZM260 87V86H259ZM8 88V89H7ZM253 88V91H255L257 88H255L254 89ZM264 88V87H263ZM11 89V90H12ZM10 90V91H11ZM13 90H15V89H13ZM12 90V95L14 94V91ZM252 90V89H251ZM258 91H259V89H257ZM256 90V91H257ZM39 91V92H38ZM51 91H52V89H51ZM256 91H255V93H256ZM261 91V90H260ZM263 91H264V89H263ZM6 92V93H5ZM53 92V91H52ZM6 95H5V94ZM5 96H4V95ZM10 95H11V93H9ZM17 94V93H16ZM29 95V96H28ZM42 95V96H43ZM47 95V94H46ZM253 95V94H252ZM261 95V96H260ZM256 96L258 97V93L256 94ZM39 97L41 98V94L39 95ZM39 97H38V99H39ZM46 97V96H45ZM44 97V98H45ZM47 97H48V95H47ZM51 97H53L52 95H51ZM51 97H49L50 99H51ZM255 97V96H254ZM44 98H42V99H44ZM259 103L261 102V104H262V102L264 103V94H262V93H260L259 94ZM41 99V100H42ZM257 99V98H256ZM31 100H34L33 101V103H32V101ZM40 100V101H41ZM255 100V99H254ZM261 100V101H260ZM38 102H39V100H37ZM42 101H44V100H42ZM47 101V100H46ZM50 101V100H49ZM40 103H42V102H40ZM44 103V102H43ZM46 103V102H45ZM257 103H258V99H257ZM258 103V104H259ZM47 104H48V102H47ZM51 105H52V102L50 103ZM49 104V105H50ZM254 104L256 105V102L254 101ZM261 104H259V106H261ZM44 105V104H43ZM48 105V106H49ZM50 105V106H51ZM263 105V107H264V104H262ZM48 106H46V107H48ZM50 106H49V108H50ZM53 106V105H52ZM50 109H52V107L50 108ZM49 109V110H50ZM235 109H237V106H236V108H234V109H232V110H235ZM111 110V109H110ZM229 110H231L230 108H229ZM264 110V109H263ZM16 111V112H15ZM51 111H53V110H51ZM51 111H50V113H51ZM232 112V111H231ZM48 113V114H47ZM225 113V112H224ZM224 113H222V114H224ZM263 113H264V111H263ZM53 114V113H52ZM45 115H43L45 118H47ZM58 115V114H57ZM56 115V116H57ZM146 115V114H145ZM49 116H51V115H49ZM53 116V115H52ZM56 116L54 115V118L56 119ZM142 115L140 114V117H141ZM59 117V119H60V117L61 116H58ZM57 117V118H58ZM63 117V116H62ZM139 117V118H140ZM143 117H144V115H143ZM143 117H141V118H143ZM146 117H148V116H146ZM53 118V117H52ZM134 118V117H133ZM138 118V117H137ZM48 120H47V122H49V117L47 118ZM61 119H63V118H61ZM144 119H145V117H144ZM148 119V118H147ZM150 119V118H149ZM153 119V118H152ZM46 120V119H45ZM57 121H58V119H56ZM102 120H104L103 118H102ZM133 120H135V118L133 119ZM55 121V120H54ZM137 121V120H136ZM149 121V120H148ZM147 121V122H148ZM60 122V121H59ZM138 122V121H137ZM140 122H141V120H140ZM54 124V122H50L49 124L51 125V124ZM135 123V122H134ZM133 123V124H134ZM144 123V122H143ZM143 123H142V125H143ZM149 123V122H148ZM101 124V123H100ZM132 124V125H133ZM138 124H139V122H138ZM138 124H135V125H138ZM48 125V124H47ZM131 125V126H132ZM149 125H150V123H149ZM39 126V127H38ZM40 126H42V128L43 129H41L40 128ZM49 126V125H48ZM55 126V125H54ZM53 126V127H54ZM66 126V125H65ZM141 126V125H140ZM139 126V127H140ZM145 125H143V127H144ZM147 126V125H146ZM58 127V126H57ZM142 127V126H141ZM140 127V128H141ZM143 127H142V129H143ZM50 128H52V127H50ZM65 128V127H64ZM130 128V127H129ZM132 128V127H131ZM137 128L138 127H136V130H137ZM61 129V128H60ZM69 129V128H68ZM68 129H66V131H68ZM99 129H100V127H99ZM134 129V127L132 128V130ZM145 129H146V127H145ZM70 130V129H69ZM94 130V129H93ZM136 130L134 131V133H135V138H137L136 137ZM148 130V129H147ZM52 131H53V129H52ZM96 131V130H95ZM131 131V130H130ZM57 132V131H56ZM73 132V131H72ZM70 133V135L71 134H73V133ZM98 132V131H97ZM132 132V131H131ZM147 131H145V133H146ZM149 132H150V130H149ZM6 133V134H5ZM58 133V132H57ZM60 133V132H59ZM62 133V132H61ZM88 133V132H87ZM96 132H94V133H89V134H91V135H94ZM133 133V132H132ZM131 133V134H132ZM139 134H140V132H138ZM143 133V132H142ZM141 133V134H142ZM144 133V134H145ZM0 134H2V133H0ZM40 134V135H39ZM68 134H69V132H68ZM99 134V133H98ZM130 134V133H129ZM130 134V135H131ZM146 134H148V133H146ZM145 134V135H146ZM51 135H52V133H51ZM54 135V134H53ZM64 135V134H63ZM95 135H97V134H95ZM133 135V134H132ZM143 135V134H142ZM144 135V136H145ZM40 136H42L41 138H43L42 140H41V138H40ZM50 136V135H49ZM77 136V135H76ZM127 136H129V135H127ZM141 136V135H140ZM65 137V136H64ZM68 137H70L69 135H68ZM67 136H66V138H65V140L66 139H69ZM73 137V136H72ZM75 137V136H74ZM92 137V136H91ZM132 137V136H131ZM55 138H56V135H55ZM63 138V137H62ZM95 138V137H94ZM9 139H11V141H9ZM92 139H93V137H92ZM91 139V140H92ZM7 141V142H6ZM8 141H9V143H8ZM30 141V142H29ZM32 141V142H31ZM47 141V142H46ZM68 140H66V141H64V143H66ZM70 141V140H69ZM73 141V140H72ZM134 141V140H133ZM137 141H138V139H137ZM50 142H49V144H50ZM6 143H7V145H6ZM14 143V144H13ZM61 143V142H60ZM68 143V142H67ZM70 143V142H69ZM68 143V144H69ZM12 144V145H11ZM25 144L27 145V144H32L33 145V147H32V145L30 146V145H27V151H26V147H25ZM35 144V145H34ZM67 144V145H68ZM24 145V146H23ZM46 145L48 146V149H46L47 147H46ZM64 145H66V144H64ZM71 145V144H70ZM6 146V147H5ZM25 147V148H23V147ZM30 146V147H29ZM69 146V145H68ZM30 149H29V148ZM64 147V146H63ZM5 148H6V150H5ZM23 148V149H22ZM66 148H68V147H66ZM5 151H4V150ZM29 149V150H28ZM62 149V147L61 146H57L56 147V151H59L60 152V150ZM48 150H51V152H50V154H48L47 153V151ZM3 151L5 152V153H3ZM9 151V152H8ZM63 152H64V150H63ZM69 152V151H68ZM11 153V154H12ZM54 153H56V152H54ZM66 153V152H65ZM0 154V155H1ZM10 154V155H11ZM14 154L12 155V158L14 157ZM48 154V155H47ZM82 154H84V153H82ZM17 155V154H16ZM86 155V154H85ZM9 156V155H8ZM26 156H28V157H26ZM11 157V156H10ZM52 157H53V155H52ZM54 157H56V156H54ZM53 157V158H54ZM82 157V156H81ZM57 158V157H56ZM8 160V159H7ZM51 160H53V159H51ZM55 160V159H54ZM75 160H77V159H75ZM80 160H82V158L80 159ZM80 160H78V161H80ZM85 161V160H84ZM87 161V160H86ZM86 161H85V163H86ZM55 162H56V160H55ZM64 162V161H63ZM62 162V163H63ZM70 163L72 162V161H69ZM83 162V161H82ZM8 163V162H7ZM15 163V164H14ZM54 163V162H53ZM68 163V161L67 162H65V164H67ZM70 163H68V164H70ZM73 163H75V161H73ZM72 163V164H73ZM76 163H78V162H76ZM80 163V162H79ZM99 164V163H98ZM58 165V164H57ZM81 165V164H80ZM83 165V164H82ZM65 166V165H64ZM27 167V166H26ZM78 167H79V165H78ZM84 167V166H83ZM98 167V166H97ZM96 167V168H97ZM3 168V169H2ZM31 168H32V170H31ZM95 168V167H94ZM116 168V167H115ZM56 169H57V166H56ZM81 169H82V166H80V171H81ZM83 169H85L84 171H86V172H84L83 170H82V174H80L81 176H78L79 178H74V181L72 182V183H74V184H72V183H70L69 182V184H68V186L67 187H69L68 189L70 190V188L74 191L76 188L77 189H81V188H87V190H86V192L88 191V190H92V188H91V185H88V187H86V184H85V181L87 180L88 181V179H90V178H88V179H86V177H85V175H86V173L87 172H89V171H87L86 170V168H83ZM99 169V168H98ZM114 169V167H112V170ZM89 170V169H88ZM92 170H94L93 168H92ZM22 171V172H21ZM28 171H26V173L28 172ZM29 171V172H30ZM90 171H91V169H90ZM31 173L30 174H26L27 176L28 175H31ZM85 175H84V174ZM92 173V172H91ZM114 173H115V171H114ZM113 173V174H114ZM36 174H38V173H36ZM36 174H34V175H36ZM110 174H112V172L110 173ZM33 175V174H32ZM33 175V176H34ZM87 175H88V173H87ZM90 175V174H89ZM23 176H25L24 174H23ZM27 176H26V178H27ZM36 176H40V175H36ZM35 176V177H36ZM92 176V175H91ZM130 176V175H129ZM32 177V176H31ZM126 177V176H125ZM131 177V176H130ZM134 177V176H133ZM25 178V179H26ZM40 178V177H39ZM28 179V178H27ZM57 179V178H56ZM86 179V180H85ZM93 179V178H92ZM95 179V178H94ZM28 180H30V179H28ZM36 180V179H35ZM42 180V179H41ZM41 180H39V182L41 181ZM43 180V181H44ZM46 180H45V182H46ZM54 180V179H53ZM23 181V180H22ZM25 181V180H24ZM33 181V180H32ZM31 181V182H32ZM37 181V180H36ZM43 181H41L40 183H42L41 185L43 186V185H45V184H43ZM51 181V180H50ZM55 181V180H54ZM93 182V181H92ZM96 182H97V180H96ZM116 182V181H115ZM115 182H113V183H115ZM25 183H26V181H25ZM67 183V182H66ZM87 183V182H86ZM89 183V182H88ZM90 183H91V181H90ZM89 183V184H90ZM95 183V182H94ZM98 183H99V181H98ZM17 184V185H16ZM39 186H40V184L39 183H37ZM36 183L34 184L33 183V185H37ZM54 184H55V182H54ZM92 184V183H91ZM103 184V183H102ZM107 184V182H105V185ZM108 184H110V183H108ZM56 185V184H55ZM61 185V184H60ZM93 185V184H92ZM100 185V184H99ZM22 186V185H21ZM38 186V187H39ZM41 186V187H42ZM47 186V185H46ZM62 187H63V189L64 188H67V187H65V185H61ZM37 187V188H38ZM57 187H59V185L57 186ZM95 187V186H94ZM103 187H105V186H103ZM102 187V188H103ZM110 187V186H109ZM24 188V187H23ZM48 188V187H47ZM54 188H55V186H54ZM88 188H90V189H88ZM100 188V187H99ZM98 188V189H99ZM18 189H20V187L18 188ZM25 189V188H24ZM33 189V188H32ZM40 189V188H39ZM50 189V188H49ZM51 189H53L52 187H51ZM62 189V188H61ZM76 189V190H77ZM97 189V188H96ZM101 189V188H100ZM36 190H38V189H36ZM54 190V189H53ZM58 190V189H57ZM60 190V189H59ZM58 190V191H59ZM67 190V189H66ZM72 190H70V191H72ZM82 190V189H81ZM102 190V189H101ZM100 190V191H101ZM104 190H105V188H104ZM104 190L102 191V192H104ZM25 191V190H24ZM40 191V190H39ZM48 191V190H47ZM61 191V190H60ZM65 191V190H64ZM70 191H68V192H70ZM73 191H72V194H76L75 192L73 193ZM93 191H94V189H93ZM100 191H96L97 193L95 194V191H94V194L92 195V193L90 194V195H92V196H96V197H92V196H87V199H85L86 198V196H85V194H84V192H85V190H84V192L83 193H80V194H84V195H79V199L81 200L82 199V197L80 198V196H84L83 197V199L81 200V202L82 201H84V199L86 200V201H88L89 200V202L90 203H92V205H93V207L90 209V212H87V211H89V209L88 208H85V209H87V213H82L80 210H78V209H76V210H74V208H71V203H70V201L73 199L72 197H71V193H69L68 194V192L66 193L65 192V195H63V197L60 199V198H56V196L54 195L55 194V190L54 191H52V192H54V194H52V192H51V194L53 195V196H50V195H48V197L49 198H56L57 200H56V202H58L59 200V207L61 208V206H62V208H63V210H62V208H61V210L60 211H62L60 214H59V216L56 218V220H55V218H54V216H53V219L51 218V216L49 217V218H51V220H55V222L56 223H58V227H56V228H53V229H51V231H48L47 233H48V235L46 234V236H45V238L44 239H42V241H43V243H41L40 245H42V244H44V246H47L46 244L47 243H44V241L46 242L47 240L49 241V240H51V238H53V241H61V243H59V245H52V244H50V243H52L51 241H49L48 242V246H49V244H50V246L52 245V247H54V246H58V248H64L65 246L69 249L70 247L69 246H71V247H75V248H78L79 249V251H80V253H81V258L79 259L80 260V262L79 261H74L76 264H101L102 262L103 263H106V264H197V260H196V254L194 253L196 250H199L200 249V247H199V249H197L198 248V242H200L201 241V239L202 238H204V236H202V238L200 239L198 236H200V235H203V233L201 234V232H200V235H197V237L199 238V240H198V244L196 243V246H197V248L196 247H194V245L192 246V248L194 249H191V250H193V251H191L192 253H191V255L194 253V255H195V259H191V255L190 254H188L189 252V250H187V247H186V249L184 248V250H187L186 252H188L187 254L188 255H190L189 256V258H186L185 260H182L184 257L182 256L184 253H186V252H184L182 255H181V252L179 253V256L181 255L183 258H181V256H180V258H174L172 255L174 254V253H177V255H178V251L177 250H175V251H177V252H174V253H172L171 254V252L172 251H167V247L166 246H169L170 248H171V246L172 247H176V244H177V242H176V244H175V246H174V242H173V240H176V241H178V239L177 238H175V237H173V238H175V239H173L172 240V242H173V244L172 245H165V246H163L164 244H167V243H162V245H160V243L159 244H156L157 242H159L160 241V239H159V241H155L154 242V240L153 239H155V240H157L156 238L157 237H160L162 234H161V232L163 233V229L161 228L162 227V225H161V227H158L159 228V230L161 229V231H158V229H155L154 231H158V232H160V234L161 235H159V236H156V237H154L150 232H152L151 230L152 229H150V230H148L149 231V233H147V235H145V233L144 234H141V233H143L142 232V230L144 229V228H146V227H144L143 229H142V227L144 226V224L145 223H143V224H141L140 226H139V223H141L140 221H138L139 219V217L138 218H136V220L138 221V224H137V226L139 227H137V230L136 229H134V231H133V228L135 227V225H134V227L132 228V224H131V226H130V224L129 223H127V221L126 220H129L130 221V219H129V217L128 216H125V219H126V217L128 218V219H126V220H124V216L122 215V216H120V217H123L122 218V220L121 219H118L115 215H114V211H113V213H112V205H111V209L112 210H109L110 209V207L108 208V205H104L105 203H103L102 204V202L101 201H105L106 199H107V196L105 195L104 197H100V196H98L97 194H98V192H100ZM81 192V191H80ZM88 192H90V191H88ZM262 192H263V190H262ZM20 193V192H19ZM42 193V192H41ZM44 193V192H43ZM45 193H46V191H45ZM44 193V194H45ZM60 193V192H59ZM64 192H61V194H59V195H62ZM101 193V192H100ZM100 193H99V195H100ZM104 193H106V192H104ZM25 194V192L23 193V195ZM32 194V193H31ZM35 194V193H34ZM47 194V193H46ZM45 194V195H46ZM57 194V193H56ZM79 194V193H78ZM78 194H76V195H78ZM263 194V193H262ZM26 195V194H25ZM40 195H42V194H40ZM40 195H39V197H40ZM104 195V194H103ZM34 196V195H33ZM32 196V197H33ZM47 196V195H46ZM55 196V197H54ZM73 196V195H72ZM21 197H22V195H21ZM24 197V196H23ZM29 197V196H28ZM36 197V196H35ZM58 197V196H57ZM60 197V196H59ZM90 197V199H88ZM112 197V196H111ZM26 198V197H25ZM41 198H43V197H41ZM46 198V197H45ZM52 198L49 200L48 199V203L50 204V205H52V203H55V199L53 200V202H52ZM72 198V199H71ZM76 198V196L74 197V199ZM78 198H76V199H78ZM96 198H100V199H96ZM146 198H147V195H146ZM150 198V197H149ZM147 199L148 200V202L147 203H149L150 204V202L149 201H151L150 199ZM28 199V198H27ZM59 199V200H58ZM75 199V200H76ZM78 199V200H79ZM32 200V199H31ZM42 200H44V198L43 199H41V201ZM108 200H111V199H108ZM146 200V201H147ZM220 200V199H219ZM29 201H30V198H29ZM85 201V202H86ZM25 202V201H24ZM23 202V203H24ZM27 202V201H26ZM40 202V201H39ZM46 202V201H45ZM52 202V203H51ZM72 202H74V200L72 201ZM106 202V201H105ZM22 203V204H23ZM40 203H42V202H40ZM48 203H47V206L45 205V203L43 204L44 206H46V208L48 207L49 208V205H48ZM132 203H133V205H130V207H134L135 205H134V203H135V201H132ZM136 203H138V202H136ZM146 203V204H147ZM20 203H18V205H19ZM25 204V203H24ZM56 204L57 203H55L52 207V209H55L54 207H56ZM76 204V203H75ZM74 204V205H75ZM78 204V203H77ZM80 204V203H79ZM83 204H84V202H83ZM88 204V203H87ZM110 204H111V202H110ZM144 204V203H143ZM15 205V206H14ZM28 205V204H27ZM61 205V206H60ZM86 205V203L84 204V206ZM88 205H90V204H88ZM88 205H86V206H88ZM114 205V204H113ZM138 205V204H137ZM21 206H23V205H21ZM25 207H26V205H24ZM29 206V205H28ZM77 206V205H76ZM78 206H80L81 207V204L80 205H78ZM110 206V205H109ZM144 206V205H143ZM16 207V208H15ZM83 207V206H82ZM90 207V206H89ZM18 208H21L20 206L18 207ZM27 209H28V207H26ZM50 208H51V206H50ZM60 208H58L57 207V209H60ZM113 208H115V207H113ZM126 208V207H125ZM146 209L148 208L149 209V207L147 206V207H145ZM22 210H25V208L24 207H22L21 208ZM45 209V208H44ZM120 209L122 210V208H118V210L120 211ZM133 209V208H132ZM131 209V210H132ZM143 209V208H142ZM147 209V210H148ZM223 209V208H222ZM42 210H43V208H42ZM84 210V209H83ZM115 210V209H114ZM137 210V209H136ZM136 210H134L135 211V213H132L131 211H130V209L128 210V212L125 214V215H127L128 213H130L131 212V214H136ZM141 209L139 208L137 211H140ZM147 210H145V211H147ZM219 210V209H218ZM224 210V209H223ZM46 211H47V209H46ZM49 211H51L50 209H49ZM49 211H47L46 213H48ZM59 211V212H60ZM111 211V212H110ZM133 211V210H132ZM144 211V212H145ZM220 211V210H219ZM222 211V210H221ZM221 211L220 212H218V211H216L218 214L219 213H221ZM24 212V211H23ZM27 212V211H26ZM29 212V211H28ZM53 212H55L54 210L53 211H51V214L53 213ZM81 212V213H80ZM84 212V211H83ZM116 212V211H115ZM123 212H124V209H123ZM149 212V211H148ZM147 212V215H145V216H147L148 217V219L146 218V221L148 222V220H149V213ZM117 213H119V212H117ZM138 214H140V212H137ZM216 213V215H218ZM222 213L224 214V212L222 211ZM221 213V214H222ZM227 213V212H226ZM225 213V214H226ZM23 214H28V213H23ZM50 214V213H49ZM49 214H48V216H49ZM50 214V215H51ZM58 214V213H57ZM120 214H121V212H120ZM124 214V213H123ZM130 214V215H131ZM137 214V216H139ZM143 214H145V213H143ZM143 214H141L142 216L141 217H143ZM151 214V213H150ZM220 214V215H221ZM222 214V215H223ZM17 215H18V217H17ZM55 215V214H54ZM119 215V214H118ZM214 215V214H213ZM219 215V216H220ZM21 216H23L22 214H21ZM20 216V217H21ZM31 216V215H30ZM43 216V215H42ZM41 216V217H42ZM48 216L46 217V218H48ZM134 217H135V215H133ZM130 217V218H132V220H133V218L134 217ZM145 216H144V219H145ZM201 216H203V215H201ZM218 216V217H219ZM27 217V216H26ZM29 217V216H28ZM44 217V216H43ZM119 217V218H120ZM141 217H140V220H143V219H141ZM25 218V217H24ZM32 218V217H31ZM39 218V217H38ZM203 218V217H202ZM33 219H35V218H33ZM22 220V219H21ZM45 220V219H44ZM48 220V219H47ZM24 221V220H23ZM50 221V220H49ZM49 221H48V223H49ZM126 221V222H125ZM128 221V222H129ZM135 221V220H134ZM145 221V220H144ZM145 221V222H146ZM150 221V220H149ZM161 222H162V220H160ZM201 221V220H200ZM199 221V223H198V225H201V222L203 221H201L200 222ZM218 220H216V222H217ZM29 222V221H28ZM33 222V221H32ZM36 222V221H35ZM39 222V221H38ZM44 222V221H43ZM160 222V223H161ZM208 222H211L210 220L208 221ZM207 222V224L209 225V223ZM52 223V222H51ZM167 223V222H166ZM204 223V222H203ZM202 223V224H203ZM213 223L215 224V221H214V218H213ZM28 224H30V223H28ZM34 224H36V223H34ZM33 224V225H34ZM43 224V223H42ZM147 224H150V222H148ZM21 226V230L18 228V226ZM151 225V224H150ZM166 225V224H165ZM168 225V224H167ZM170 225H173V224H170ZM211 225V224H210ZM215 225H217V224H215ZM19 226V227H20ZM27 226V225H26ZM31 226V225H30ZM49 226V225H48ZM47 226V227H48ZM146 226V225H145ZM163 226H164V221H163ZM178 226V225H177ZM180 226V225H179ZM182 226V225H181ZM33 227V226H32ZM44 227H45V225H44ZM63 228V229H61L62 231L60 232V230H59V228ZM140 227H141V229H140ZM166 227H169V225L168 226H165V229H166V231H168V229L166 228ZM173 227H174V225H173ZM199 227V226H198ZM18 228V229H17ZM34 228H36V226L34 227ZM38 228H40V226H38ZM51 228V227H50ZM175 228V227H174ZM173 228V229H174ZM181 228V227H180ZM184 228V227H183ZM193 228H195V227H193ZM200 228H202V230H203V227L201 226V227H199V228H197V226H196V229H195V233L196 232H199L198 230H200ZM26 229V228H25ZM164 229V230H165ZM169 229H171L172 230V227L170 228L169 227ZM179 229V227H177V230ZM192 229V228H191ZM198 229V230H197ZM216 229V228H215ZM27 230H28V227H27ZM40 230V229H39ZM42 230V229H41ZM43 230H44V228H43ZM49 230V229H48ZM64 230H66L67 231V234L65 233V231ZM139 230H140V235L142 236H149L148 237V239L149 240H144L146 237H140V236H138L137 235V232L136 231H138L139 232ZM147 230H144V231H147ZM181 229H179V231H180ZM188 230H189V228H188ZM187 230V231H188ZM192 230H194V229H192ZM197 230V231H196ZM217 230H218V228H217ZM216 230V231H217ZM262 230V229H261ZM264 230V229H263ZM263 230H262V232H263ZM25 231V230H24ZM36 231V230H35ZM35 231H34V233H35ZM58 231V233H56ZM153 231V232H154ZM165 231V232H166ZM173 231V230H172ZM186 231V232H187ZM219 231V230H218ZM217 231V232H218ZM17 232H18V235L17 236H15L16 234H17ZM26 232V231H25ZM158 232H156V233H158ZM181 233H185V231L183 232V231H180ZM190 232H192L191 233V235L192 234H195L194 233V231H190ZM31 233V232H30ZM178 233V232H177ZM176 233V234H177ZM180 233V234H181ZM188 233V232H187ZM186 233V234H187ZM219 233H220V231H219ZM238 233L239 232H237V235H238ZM246 233V232H245ZM22 234H24V233H22ZM149 234V235H148ZM167 234H169V232L167 233ZM166 234V235H167ZM179 234V233H178ZM234 234H236V233H234ZM244 234V233H243ZM243 234H241V233H239V235H243ZM28 235H30V234H28ZM150 235H152L151 237H150ZM164 235H165V233H164ZM164 235H162V237L164 236ZM166 235H165V237H166ZM183 235H185V234H182V235H180V236H182L183 237ZM213 235H215V230H214V234ZM232 235H233V233H232ZM260 235V234H259ZM263 235V234H262ZM61 236L64 238V239H61ZM186 236V235H185ZM184 236V237H185ZM188 236V235H187ZM218 237V234L217 235H215V236H213V237ZM228 236H229V234H228ZM234 237H235V235H233ZM246 236V235H245ZM264 236V235H263ZM14 237H16V238H14ZM22 237H23V235H22ZM24 237H28V236H25L24 235ZM154 237V238H153ZM165 237H163V238H165ZM176 237H177V235H176ZM180 238V240L181 239H186V238ZM188 237H192V236H188ZM188 237H187V239L186 240H188ZM196 237V234H195V238H197ZM220 237H221V239H223L222 238V236L220 235ZM224 237V239H225V236H223ZM14 238V239H13ZM50 238V239H49ZM142 238H143V240H142ZM152 238V239H151ZM163 238H161V240H163ZM169 239H170V236L168 237ZM179 238V237H178ZM236 238V237H235ZM238 238V237H237ZM236 238V239H237ZM242 238V236L241 237H239L238 239L240 240ZM243 238H246V237H244V235H243ZM242 238V239H243ZM259 238V237H258ZM69 240L71 243H67V242H65L64 240ZM151 239V240H150ZM169 239L167 240V241H169ZM192 239L193 238H191V239H189V241H191V242H193L192 241ZM218 239V238H217ZM220 239V238H219ZM228 240L229 239H231V236H230V238H227ZM241 239V240H242ZM264 239V238H263ZM5 240V239H4ZM18 240V241H17ZM24 241H25V239H23ZM153 240V241H152ZM166 240V238L163 240V241H165ZM179 240V241H180ZM185 240V241H186ZM203 240H205V238L203 239ZM215 240V239H214ZM214 240H212V241H214ZM226 240V239H225ZM225 240H223V242L225 241ZM227 240V241H228ZM232 240H234V239H231V240H229V241H232ZM244 240V242L245 241H247L246 239H243ZM6 241H7V239H6ZM5 241V242H6ZM24 241H23V243H24ZM29 241V240H28ZM162 241V242H163ZM166 241V242H167ZM182 241V240H181ZM188 241V242H189ZM212 241H210V242H212ZM217 241V240H216ZM220 241V240H219ZM260 241V240H259ZM262 241H264V240H262ZM4 242V243H5ZM19 242V244H20V248H19V245L17 244ZM187 242V244H185L184 243V241L183 242H178L179 243V246H180V244L182 243V245L183 244H185V245H187L188 247H190L188 244L189 243H191V242H189L188 243ZM202 242V241H201ZM222 242V241H221ZM222 242V244H224ZM233 242V241H232ZM242 242V241H241ZM241 242H239V244H238V241L236 242V244H237V246L238 245H241ZM243 242V243H244ZM261 242V241H260ZM35 243V242H34ZM36 243H39V242H36ZM35 243V244H36ZM169 243V242H168ZM207 243V242H206ZM205 243V244H206ZM213 243V242H212ZM216 243H218V241L216 242ZM215 243V244H216ZM225 243H226V241H225ZM227 243H229V242H227ZM231 243V242H230ZM234 243H235V241H234ZM233 243V244H234ZM264 242H262L261 244H263ZM7 245H8V242L6 243ZM55 244V243H54ZM195 244V243H194ZM200 244H202V243H200ZM203 244H204V242H203ZM202 244V245H203ZM205 244L203 245V246H205ZM208 244H210L209 242H208ZM214 244V243H213ZM220 244V243H219ZM246 244V243H245ZM249 244V243H248ZM14 245H10L9 244V246H14ZM26 245H28V244H26ZM39 245V244H38ZM226 245V244H225ZM229 245H231V244H229ZM244 245V244H243ZM253 245V244H252ZM256 245V244H255ZM259 245V248L258 249H261L260 248V244H258ZM6 246V245H5ZM210 246V245H209ZM220 246H221V244H220ZM232 246V245H231ZM234 246H235V244H234ZM237 246H235L234 248H235V250L237 249L236 247ZM247 246V245H246ZM246 246L244 245V247L246 248ZM1 247V246H0ZM27 247V246H26ZM25 247V248H26ZM41 247V246H40ZM40 247H36V248H40ZM169 247H168V250H169ZM180 247H183V246H180ZM205 247H208V246H205ZM205 247H202V248H205ZM218 247H219V245H218ZM225 247V246H224ZM224 247L223 248H221L222 249V251L221 252H223V249H224ZM243 247V248H244ZM249 247V246H248ZM247 247V248H248ZM252 247V246H251ZM254 247V246H253ZM252 247V248H253ZM256 247V246H255ZM264 247V246H263ZM3 248H5V247H3ZM16 248V247H15ZM21 248H23L22 250H21ZM196 248V249H195ZM201 248V249H202ZM239 248L241 249L242 247H240L239 246ZM238 248V249H239ZM251 248V249H252ZM257 248V247H256ZM41 249H42V247H41ZM68 249H66V250H68ZM176 249V248H175ZM181 251H183L182 250V248H179ZM190 249V248H189ZM200 249V250H201ZM225 249L227 250V248L225 247ZM228 249H229V246H228ZM4 250V249H3ZM7 250L8 249H6V253L5 252H3L2 253V255H0V264H3L5 261H7V259H8V256H9V254L7 253ZM28 250V249H27ZM30 250V249H29ZM77 250V249H76ZM207 250H208V248H207ZM230 250H231V248H230ZM234 249H232L231 251H233ZM242 250V249H241ZM247 250V249H246ZM12 251H14L13 249H12ZM78 251V252H79ZM211 251V250H210ZM229 251V250H228ZM248 251H249V249H248ZM256 251H257V249H256ZM8 252H9V250H8ZM49 252V251H48ZM64 252V251H63ZM70 252V251H69ZM68 252V253H69ZM200 252L201 251H199V254H200ZM203 252H204V250H203ZM202 252V253H203ZM212 252V251H211ZM224 252H225V250H224ZM237 252H238V250H237ZM241 252V251H240ZM245 252V251H244ZM253 252V251H252ZM258 252V251H257ZM259 252H260V250H259ZM25 253V254H24ZM53 253V252H52ZM197 253V252H196ZM229 253H230V251H229ZM236 253V252H235ZM239 253V252H238ZM235 254V255H237V257H238V255L239 254ZM242 253V252H241ZM250 253V251L249 252H246V253H244V255H246V254H248V255H250L249 254ZM12 254H14V252L12 253ZM51 254V253H50ZM64 254V253H63ZM72 254H75V252L74 253H71V255ZM198 254V253H197ZM207 254V253H206ZM225 254V253H224ZM227 254V253H226ZM232 254H233V252H231V256H232ZM255 254V253H254ZM253 253H252V258H253V255H254ZM261 254V253H260ZM15 255H16V253H15ZM29 255H31V254H29ZM45 255V254H44ZM49 255V254H48ZM70 255V254H69ZM68 255V256H69ZM70 255V256H71ZM222 255V254H221ZM234 255V254H233ZM241 255V254H240ZM243 255V254H242ZM244 255L242 256V257H244ZM263 255V254H262ZM65 256V255H64ZM220 256V255H219ZM226 256V255H225ZM224 255L223 256H220V260H221V257L222 258H224L225 257ZM257 256V258L258 257H260L258 254L256 255ZM264 256V255H263ZM262 256V257H263ZM59 257V256H58ZM61 257V256H60ZM59 257V258H60ZM74 257V256H73ZM185 257H186V255H185ZM198 257H200V256H198ZM201 257H202V254H201ZM229 257V256H228ZM240 257V256H239ZM241 257V258H242ZM250 257V256H249ZM262 257H260V258H262ZM12 258L14 259V256L12 255ZM23 258V257H22ZM21 258V259H22ZM51 258V257H50ZM58 258V259H59ZM63 258V257H62ZM62 258H60V259H62ZM192 258H193V255H192ZM203 258V257H202ZM227 258V256L225 257V259ZM246 258V260H248V262L247 261H244V262H247L246 264H250L252 261H251V258H249L250 259V261H249V259H247V257H245ZM244 258V259H245ZM255 258V260L257 261L258 259H260V258ZM264 258V257H263ZM24 259V258H23ZM26 259H28L27 257H26ZM53 259H55V257L54 258H52V259H50V260H52L51 262H53L54 260ZM59 259V262H61V261H63V260H60ZM65 259V258H64ZM70 259L72 260V257H70ZM74 259V258H73ZM77 259H78V257H77ZM77 259H75V260H77ZM198 259V258H197ZM205 259V258H204ZM225 259H222L223 261L225 260ZM25 260V259H24ZM65 260H67V259H65ZM215 260V259H214ZM214 260H213V262H214ZM241 259H237L236 258V256L235 257H229V258H227L225 261H224V263H223V261H221V263H223V264H244V262L242 263V261H240ZM242 260H243V258H242ZM260 260H262V259H260ZM72 261V262H73ZM198 261H200V260H198ZM219 260L217 259V262H218ZM263 261V260H262ZM261 261V263L263 264V262ZM14 262V261H13ZM22 262H23V260H22ZM21 262V263H22ZM55 262V261H54ZM58 262V261H57ZM57 262H55V263H57ZM64 262V261H63ZM204 263H201V264H215V263H213L212 262V260H207V262H206V260L205 261H203ZM217 262H216V264H217ZM259 262V261H258ZM19 263V262H18ZM17 263V264H18ZM65 263H67V262H65ZM69 263V262H68ZM67 263V264H68ZM71 263V262H70ZM74 263V264H75ZM200 263H198V264H200ZM220 263V261H219V264H221ZM260 263V264H261ZM42 264V263H41ZM44 264V263H43ZM63 264V263H62ZM252 264H254V262H252ZM258 264V263H257Z\"/></svg>","mask_w":264,"mask_h":264},{"label":"crops","instance_id":"crops-1","mask_svg":"<svg viewBox=\"0 0 264 264\" xmlns=\"http://www.w3.org/2000/svg\"><path fill=\"white\" fill-rule=\"evenodd\" d=\"M244 156V159L243 160H246V165L244 166L243 170L245 171H251V172H255L256 169L258 168H261L264 173V163H263V160H262V157L259 156V155H256V154H249V153H245L243 154ZM245 156L248 158V160L245 158ZM255 188V187H254ZM257 190H259L260 192H262L263 190V193H264V189H258L256 188Z\"/></svg>","mask_w":264,"mask_h":264}]
</instances>
